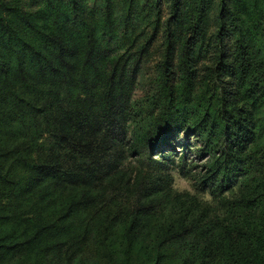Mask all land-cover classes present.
Returning <instances> with one entry per match:
<instances>
[{
	"label": "trees",
	"instance_id": "obj_1",
	"mask_svg": "<svg viewBox=\"0 0 264 264\" xmlns=\"http://www.w3.org/2000/svg\"><path fill=\"white\" fill-rule=\"evenodd\" d=\"M0 264H264V0H0Z\"/></svg>",
	"mask_w": 264,
	"mask_h": 264
},
{
	"label": "rangeland",
	"instance_id": "obj_2",
	"mask_svg": "<svg viewBox=\"0 0 264 264\" xmlns=\"http://www.w3.org/2000/svg\"><path fill=\"white\" fill-rule=\"evenodd\" d=\"M148 31V30H147ZM148 36V35H146ZM158 61V52L156 48L150 50V56L148 59L142 61V65L137 71V82L132 93L131 103L136 108V113L141 114L140 120L142 121L146 116L145 113L147 110L144 109L143 102L146 101V106L148 100L155 92V72H156V62ZM133 128V127H132ZM134 129V128H133ZM176 154L178 156L185 154L188 158L187 164L190 166L192 161L193 165L198 166V169L203 164V160L196 157V147L194 146V139L186 136L185 134L178 135L176 139L172 141ZM186 145V146H185ZM161 149H167V147H162ZM194 171V169H193ZM173 176V188L177 192H191L194 193L193 181L190 179L184 178L178 171L172 172ZM205 199H209L208 196Z\"/></svg>",
	"mask_w": 264,
	"mask_h": 264
}]
</instances>
